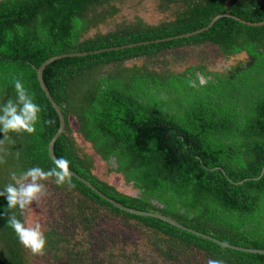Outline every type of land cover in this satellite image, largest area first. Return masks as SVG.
<instances>
[{
  "label": "trees",
  "instance_id": "trees-1",
  "mask_svg": "<svg viewBox=\"0 0 264 264\" xmlns=\"http://www.w3.org/2000/svg\"><path fill=\"white\" fill-rule=\"evenodd\" d=\"M124 1L0 0V102L15 98L14 81L20 79L41 107L35 133H8L5 139L0 132V189L14 183L13 172L55 165L49 143L60 119L41 88L38 69L60 54L110 49L61 58L44 69V82L66 122L55 144L57 158L67 159L71 170L124 206L160 213L233 245L264 249V176L243 184L230 181L259 177L264 167V25L222 17L207 30L176 38L207 27L223 13L263 22L264 0H158L157 9L166 15L158 23L136 15L132 23L88 36ZM144 42L151 43L121 48ZM186 47H214L226 59L245 54L247 60L219 70L201 62L177 73L136 65L140 58ZM131 62L136 64L128 68ZM71 119L83 141L103 162L113 163L110 171L138 196L94 174L95 160L77 144ZM54 179L46 181L77 198V211L68 213L67 223L77 221L86 229L99 215L122 219L148 239L153 250L148 256L176 263L193 257L264 264L262 254L233 250L159 218L122 211L72 175L71 185H57ZM7 207L0 197V264H32L33 252L7 224ZM16 215L25 218L18 210ZM44 234L43 252L79 254L70 249L65 233L50 227Z\"/></svg>",
  "mask_w": 264,
  "mask_h": 264
},
{
  "label": "rangeland",
  "instance_id": "rangeland-1",
  "mask_svg": "<svg viewBox=\"0 0 264 264\" xmlns=\"http://www.w3.org/2000/svg\"><path fill=\"white\" fill-rule=\"evenodd\" d=\"M158 0H127L118 4L117 14L108 17L104 22L91 30L88 36L96 33H107L114 30L120 23L134 22V16H140L150 24L158 23V20L165 18L163 13L157 9ZM245 54L224 58L214 47H186L174 51H164L154 57L140 58L137 64L145 65L149 69H160L162 71L170 69L174 72H183L191 65L203 62L209 69H224L225 66L234 67L241 61L246 62ZM70 124L73 129V136L77 144L82 147L84 153L89 154L95 160L94 174L103 181L114 185L119 191L138 196L139 191L132 185L126 184L120 174L111 172L115 167L103 162L92 149V146L85 143L77 131L75 119H71ZM45 185L46 193L39 202H33L31 208L25 210L24 220L30 225L40 223L42 230L50 227L57 232L67 235L70 242V249H74L79 254L77 256H67L65 250L54 251L47 249L43 253L32 254V264H206L205 258L193 257L183 263L163 261L158 256H148L153 253L149 247L148 239L143 238L141 233L131 226H127L122 219L99 215L95 223L90 228H84L77 221L67 223L68 213H75L77 210V198L69 196L67 192L59 190L47 181H41ZM75 245L76 248L73 247ZM29 253V252H28ZM124 253V254H123ZM143 253V256L135 257ZM35 254V255H34ZM130 254V255H129ZM148 256V257H146ZM33 260V261H32Z\"/></svg>",
  "mask_w": 264,
  "mask_h": 264
},
{
  "label": "clouds",
  "instance_id": "clouds-1",
  "mask_svg": "<svg viewBox=\"0 0 264 264\" xmlns=\"http://www.w3.org/2000/svg\"><path fill=\"white\" fill-rule=\"evenodd\" d=\"M204 79L200 78V84H204ZM193 86L195 82L193 81ZM15 98H9L6 102H0V132L8 138V133H35L36 124L40 118L41 107L36 103L29 89L22 80L14 81ZM2 143V142H0ZM70 162L67 159H56L54 167L47 170L39 166L28 168L17 175L11 173L14 183L6 184L0 189V197H5L8 201L7 224L14 229L19 242L30 249L33 253H42L47 246V237L42 230L40 223L30 225L26 220L18 218L16 210L21 215L25 210L31 208L33 202H39L45 195V185L41 181L55 178L54 183L71 185V173L69 171ZM207 264H225L222 259L208 258Z\"/></svg>",
  "mask_w": 264,
  "mask_h": 264
},
{
  "label": "water",
  "instance_id": "water-1",
  "mask_svg": "<svg viewBox=\"0 0 264 264\" xmlns=\"http://www.w3.org/2000/svg\"><path fill=\"white\" fill-rule=\"evenodd\" d=\"M222 17H231V18H234L244 24H248V25H251V26H260V25H264V21L263 22H259V23H251V22H247L245 20H242L240 18H238L237 16L233 15V14H229V13H223V14H220L218 15L217 17H215L212 22L205 28L201 29V30H198V31H195L193 33H187L185 35H180L176 38H183V37H190L192 35H196L204 30H207L209 29L218 19L222 18ZM161 40H158L156 42H160ZM154 42V41H153ZM148 43H151V42H144V43H138V44H131V45H126V46H123L121 48H129V47H135V46H138V45H143V44H148ZM120 48V47H119ZM115 49H118V48H115ZM110 49H101V50H95V51H90V52H73V53H65V54H60V55H57V56H54V57H51L49 58L46 62H44L42 64V66L38 69V80H39V83L41 85V88L43 89V91L45 92L46 96L48 97V99L50 100V102L52 103L53 107L55 108L58 116H59V119H60V128L59 130L56 132V134L54 135V137L52 138V140L50 141L49 143V154L51 156V158L53 159L54 163L56 161L57 156L55 154V144L57 142V140L61 137V135L63 134L64 130H65V126H66V122H65V117L62 113V110L60 109L59 105L57 104V102L54 100L51 92L49 91L48 87L46 86L45 82H44V78H43V72H44V69L46 68V66L50 65L51 63H53L54 61L58 60V59H61V58H67V57H78V56H85V55H88V54H94V53H100V52H103V51H108ZM214 169H218V170H223L221 167H216ZM213 169V170H214ZM69 171L71 173L72 176L76 177L77 179H79L80 181H82L83 183H85L89 188H91L93 191H95L96 193H98L102 198H104L105 200H107L108 202H110L111 204H113L114 206H116L118 209L122 210V211H125V212H128V213H131V214H135V215H141V216H149V217H154V218H159L161 220H164L174 226H177L181 229H184L188 232H191L195 235H199V236H202L204 237L205 239L207 240H210V241H213L219 245H222L224 247H227V248H230V249H233V250H237V251H242V252H248V253H254V254H262L264 255V249H256V248H246V247H240V246H237V245H233V244H230V243H227V242H224L220 239H217L211 235H207V234H203L201 232H198L194 229H191L189 227H186L184 225H182L181 223L177 222L176 220L170 218V217H167L165 215H161L160 213H153V212H147V211H142V210H137V209H134V208H130V207H127V206H124L123 204H121L120 202L110 198L109 196L105 195L102 191H100L96 186H94L90 181H88L87 179H85L84 177L80 176L79 174H77L75 171L71 170L69 168ZM224 172V170H223ZM264 176V167L261 171V174L259 177H256V178H247V179H244L243 181H240V182H234L232 179H230L231 182L235 183V184H243L245 181H249V180H254V181H258L260 180L262 177Z\"/></svg>",
  "mask_w": 264,
  "mask_h": 264
}]
</instances>
